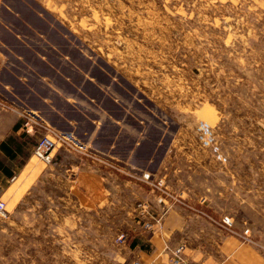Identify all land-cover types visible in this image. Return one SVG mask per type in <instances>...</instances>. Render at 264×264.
<instances>
[{
    "label": "rangeland",
    "instance_id": "rangeland-1",
    "mask_svg": "<svg viewBox=\"0 0 264 264\" xmlns=\"http://www.w3.org/2000/svg\"><path fill=\"white\" fill-rule=\"evenodd\" d=\"M7 1L22 33L35 25L43 34L31 46L38 59L27 55L33 66L20 68L30 75L29 93L15 82L11 100L0 84V101L9 104L0 106V135L9 110L34 111L40 104L32 93H48L35 70L51 77L42 80L50 88L64 92L71 90L58 74L81 80L77 85L90 95L96 89L87 82L101 83L108 95H117L119 108L107 104L113 115L121 117V108L135 113L148 123L149 138L160 136L163 145L156 149L157 162L141 165L147 171L108 164L105 173L128 186L112 179L108 198L95 206L82 204L81 184L61 167L37 181L22 177L15 183L0 170V264H133L132 243L143 231L136 206L152 207L147 193L156 214L162 205L148 186L119 170L147 172L194 204L205 198L210 215L231 217L239 233L249 230L253 244L246 246L264 261V0ZM41 59L54 68L41 66ZM19 120L21 130L20 113ZM200 121L209 125L217 153L200 140ZM21 133L6 137L18 155L12 160L1 150L3 168L20 169L40 136ZM122 235L124 243L118 241Z\"/></svg>",
    "mask_w": 264,
    "mask_h": 264
},
{
    "label": "crops",
    "instance_id": "crops-1",
    "mask_svg": "<svg viewBox=\"0 0 264 264\" xmlns=\"http://www.w3.org/2000/svg\"><path fill=\"white\" fill-rule=\"evenodd\" d=\"M3 1L0 0V5H3ZM5 2L6 4L3 6L6 9L0 10V75H7L9 80L3 84L0 78V84H2L4 92L11 99L15 97L13 84L18 82L22 86L23 83H26V80L31 79L27 72L28 68L30 69L33 65L28 61L27 55H33V60L38 59L31 46L38 43L37 36L41 37L43 33L35 25H26L28 28H26V31L29 30V33L26 31L22 33L18 29L21 27L22 21L18 20L17 11L10 5V1L6 0ZM3 13L7 17H4ZM34 17L39 18L35 14ZM40 62L43 67L54 68L42 59ZM21 67L27 68V72L20 71ZM32 72L33 76L38 75L37 82H39V85H42L45 91L48 90V93L43 94L31 92L40 104V107L34 109V111L50 125L59 130L72 133L78 140H82L86 146L95 148L90 150V153L94 154L99 150V153L104 152L109 155L110 159L107 156L104 159L101 155H97L100 156L101 160L106 162V159H108L112 164L123 166L130 172L136 170L147 171L143 170L141 165H150L158 161L156 149H160V146L163 145L161 137L153 136L150 139L148 123L139 119L131 111L123 112L121 108V117L114 116L107 104L119 108L117 95H108L106 90L101 89L103 88L101 83L96 86L91 82H87L96 89L95 93L90 95L80 90L81 86L79 87L77 84H80L81 80L74 82L69 75L58 74V82L61 81V85L64 84L71 90L64 92L63 89H52L42 81L51 78L48 74L41 75L36 73L35 70H32ZM57 86L61 88L59 85ZM23 88H25L26 93H29L26 84ZM76 90L79 92H76ZM97 92L98 98L96 97ZM74 94H80L82 101ZM24 96L25 94H21V97L24 98ZM103 100L105 101L104 104H102ZM92 101H96V104H92ZM9 103L11 102L9 101ZM8 112L11 119L5 125L2 135H0V143L6 142V137L10 136V139L14 140L17 137L20 138L22 134L19 111L9 110ZM124 117H127L128 121L124 122ZM177 142L176 139L170 141L168 150L170 151L175 147ZM33 146L30 147V155L25 164L16 171L10 169L12 176L9 179L14 181L13 183L20 181L22 177L25 178V181L31 178L37 181L44 171L61 167L67 174L68 179L73 175L75 181L79 182V185L81 184L80 186L83 189L78 190V193L82 197L84 206H95L100 204L101 200L102 202L104 199L106 200L110 194L112 179L122 181L123 186H128L124 180L110 178L111 176L105 173L100 164L80 160L60 148L51 153L49 163L42 162L33 155ZM169 151L167 158L170 156ZM13 153L15 156L18 155L16 150ZM69 158L74 160L72 164L67 163ZM75 181L71 179L69 183V194H75L72 192V189H74L72 184ZM146 196L145 198L151 202L152 208L158 209L149 193ZM180 245L186 247L185 257L199 264H262L261 260L264 264L262 257L260 255L256 257L254 249L242 244L237 237L226 235L206 220L191 215L181 208H173L168 211L161 222L153 227L152 231L139 230L132 243V252L134 258L140 264H170L171 251Z\"/></svg>",
    "mask_w": 264,
    "mask_h": 264
},
{
    "label": "built area",
    "instance_id": "built-area-1",
    "mask_svg": "<svg viewBox=\"0 0 264 264\" xmlns=\"http://www.w3.org/2000/svg\"><path fill=\"white\" fill-rule=\"evenodd\" d=\"M0 106H2L3 109H8V105L1 101ZM19 113L22 119L21 131L28 135H33L36 133L40 134L33 148V155H35L38 160L49 163L51 153L55 149L60 148L76 156V158L80 160L96 162L104 169H106L108 164H112L108 161V159H110L109 155L99 153L97 151L96 153L94 152V154L90 153V150H94L91 146H86L85 143L78 140L72 133H68L53 127L36 112L24 108ZM198 130L200 140L204 143V145L212 148V150L217 153L218 148L212 140V134L210 132L209 125L204 121H200L198 124ZM97 155H101L104 159L107 156L108 159H106L107 161L105 162L104 160L100 159V156ZM217 159H219V154H217ZM116 166L117 165H115V167ZM119 172L130 177L137 184L148 186L149 189L156 194V202L159 205H162L161 212L156 214L148 203L139 202L137 204V218L141 220V228L144 232L152 231L153 227L158 225L164 215L171 209L181 208L191 215L206 220L208 223L226 235L237 237L242 244H253L249 235V230L245 229L241 233L237 232L234 228V221L231 217L227 215H221L218 218H215L206 212L204 210L206 205L205 198H200L197 201V204H194L189 201H185L181 195L171 193L162 179L153 180L151 174L147 172H141L140 176L127 173L123 170H119ZM4 210L5 205L4 203L0 202V213L4 212ZM125 240V236L123 235L118 237V241L121 243H124ZM185 248L186 247L184 245H180L171 251V257L169 260L170 264H199L192 262L185 257ZM133 264L140 263L139 261H135Z\"/></svg>",
    "mask_w": 264,
    "mask_h": 264
},
{
    "label": "trees",
    "instance_id": "trees-1",
    "mask_svg": "<svg viewBox=\"0 0 264 264\" xmlns=\"http://www.w3.org/2000/svg\"><path fill=\"white\" fill-rule=\"evenodd\" d=\"M0 150L4 151L10 159L15 158L14 149L11 147V145L6 141V142H1L0 143ZM0 170L4 171V174L6 177L10 178L12 176V172H10V169L8 168H3L2 165L0 164Z\"/></svg>",
    "mask_w": 264,
    "mask_h": 264
}]
</instances>
